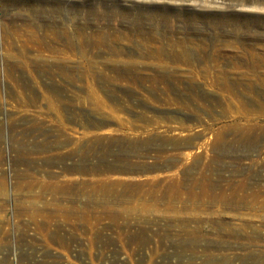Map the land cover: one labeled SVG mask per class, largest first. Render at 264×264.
<instances>
[{
    "label": "rangeland",
    "instance_id": "1",
    "mask_svg": "<svg viewBox=\"0 0 264 264\" xmlns=\"http://www.w3.org/2000/svg\"><path fill=\"white\" fill-rule=\"evenodd\" d=\"M239 2L0 0V264H264ZM182 39L198 58L145 55Z\"/></svg>",
    "mask_w": 264,
    "mask_h": 264
},
{
    "label": "bare ground",
    "instance_id": "2",
    "mask_svg": "<svg viewBox=\"0 0 264 264\" xmlns=\"http://www.w3.org/2000/svg\"><path fill=\"white\" fill-rule=\"evenodd\" d=\"M240 2H239V4L240 5H243V6H245V7H249V8H252V9H261V10H264V0H239ZM104 7V6H103ZM101 9H102V7H101ZM113 10V9H112ZM43 11V10H42ZM105 11V10H104ZM141 11V10H140ZM162 12V11H161ZM37 13H40V11L39 12H37ZM102 13H103V11H102ZM117 13V12H116ZM141 13V12H140ZM143 13V12H142ZM152 13H154V12H152ZM138 14H139V12H138ZM107 15V14H106ZM105 15V16H106ZM109 15V14H108ZM116 15V14H115ZM121 15V14H120ZM142 15V14H141ZM140 15V16H141ZM143 15H145V14H143ZM164 15V14H163ZM169 15V14H168ZM167 15V16H168ZM98 16H100V15H98ZM125 16V15H124ZM153 16V15H152ZM171 16H172V14H171ZM150 17H151V15H150ZM163 17V16H162ZM161 17V18H162ZM177 17V16H176ZM184 17V16H183ZM260 17H261V15H260ZM140 18V17H139ZM168 18V17H167ZM178 18V17H177ZM176 18V19H177ZM262 18H264V17H262ZM143 19V18H142ZM145 19V18H144ZM156 19H158L157 17H156ZM156 19H154V17H153V20L155 21ZM164 19V18H163ZM185 18H183V20H184ZM137 20V19H136ZM186 20V19H185ZM144 21V20H143ZM160 21V20H159ZM172 21V20H171ZM137 22L139 23L140 21H138L137 20ZM166 22V21H165ZM165 22H162V23H164V25H167V24H165ZM170 22V21H169ZM173 22V21H172ZM184 22V21H183ZM182 22V23H183ZM142 23V22H141ZM140 23V24H141ZM161 23V24H162ZM139 24V25H140ZM155 24H156V21H155ZM160 24V23H159ZM172 24H174V23H172ZM185 24V23H184ZM142 25V24H141ZM153 25H154V23H153ZM183 25V24H182ZM156 27H157V25H155ZM162 26V25H161ZM176 26V25H175ZM187 26V25H186ZM255 28H257V29H260V30H262V31H257V32H253L252 34H249V36H250V40H252V41H254V42H256V41H259V40H264V36H263V33H264V23H259V24H254L253 25ZM150 27V26H149ZM154 27V26H153ZM184 27V26H183ZM159 28V27H158ZM248 28V27H247ZM143 29V28H142ZM146 29V28H145ZM157 29V28H156ZM163 29V28H162ZM183 29V28H182ZM186 29V28H185ZM253 29V28H252ZM147 30V29H146ZM154 30V29H153ZM158 30V29H157ZM157 30H155V31H157ZM165 30V29H164ZM171 30V29H170ZM177 30H179V28L177 29ZM160 31V30H159ZM162 31V30H161ZM163 33L165 32V31H162ZM169 32V31H168ZM170 32H172V31H170ZM169 32V33H170ZM186 32H187V30H186ZM241 32V31H240ZM149 33V32H148ZM169 33H168V35H169ZM185 33V32H184ZM159 34V33H158ZM166 34V33H165ZM177 34H178V32H177ZM85 35V34H84ZM83 35V36H84ZM174 35V34H173ZM185 35V34H184ZM237 35H238V39H242L241 38V36L242 35H244V32L243 33H237ZM236 35V36H237ZM86 36V35H85ZM150 35L148 34V37H149ZM151 36H153V35H151ZM151 36H150V38H151ZM157 36V35H156ZM176 37H177V35H175ZM155 37V36H154ZM159 39H157V40H161V42H163V39H160V36H157ZM174 37V36H173ZM184 37V36H183ZM243 37V36H242ZM153 38V37H152ZM146 39H148L147 37H146ZM146 39H143V40H145L146 41ZM175 39V38H174ZM186 39V38H185ZM184 39V40H185ZM237 39V40H238ZM149 40V39H148ZM152 40V39H151ZM156 40V39H155ZM155 40H154V42H155ZM183 39H182V42L181 41H171V40H168L170 43H161V44H159V46H158V44L157 43H159V42H156V44L157 45H151V44H149V43H147V47L145 48V55L147 54L148 55V57H152V56H157V58H159V57H167V58H174V59H176V60H187L188 58H189V56H190V58L191 57H193V58H198V54L196 53V51H194V49L193 48H191L190 46H188V45H184L183 43H185V41H184ZM165 41V40H164ZM186 41H187V39H186ZM85 42H87V41H85ZM89 42V41H88ZM87 42V43H88ZM151 42V41H150ZM194 42V41H193ZM189 43V42H188ZM145 44V43H144ZM193 44V43H192ZM254 44H248V46H243V47H236V52H235V56L239 59V60H241L242 62L243 61H245V63H246V65H244V73L246 74V73H249V74H252V75H257L258 77L260 76V83H262L261 84V87L263 88L264 87V65H262V64H260V62H264V47H259V46H253ZM146 46V45H145ZM208 47H209V45H207ZM214 47V46H213ZM114 48V47H113ZM224 49V48H223ZM208 50V49H207ZM210 50V49H209ZM234 51H235V48L233 49ZM130 51V50H129ZM128 51V52H129ZM224 51H225V49H224ZM116 52V51H115ZM131 52V51H130ZM142 52V51H141ZM141 54H144V53H141ZM207 54H209V53H204V56L205 57H207ZM224 55L225 54H227V52H225V53H223ZM202 55V54H201ZM212 57H213V55H212ZM237 61V60H236ZM237 64V63H236ZM241 64V63H240ZM159 67L161 68L162 66H160L159 65ZM238 67V66H237ZM162 68H164V67H162ZM240 69V68H239ZM165 72V71H164ZM240 73V72H239ZM240 202H242L244 199L243 198H239L238 199Z\"/></svg>",
    "mask_w": 264,
    "mask_h": 264
},
{
    "label": "crops",
    "instance_id": "3",
    "mask_svg": "<svg viewBox=\"0 0 264 264\" xmlns=\"http://www.w3.org/2000/svg\"><path fill=\"white\" fill-rule=\"evenodd\" d=\"M67 157H68V156L65 155V157H63V158L65 159V158H67ZM118 167L120 168V166H117V165H115V164H113V163H112V165L109 166L110 169H113V168H114V169H115V168L117 169ZM91 174H92V173H91ZM90 179H91V178H90ZM96 179H97V178H96ZM99 180H102V179H99ZM114 183H115V182H114Z\"/></svg>",
    "mask_w": 264,
    "mask_h": 264
}]
</instances>
